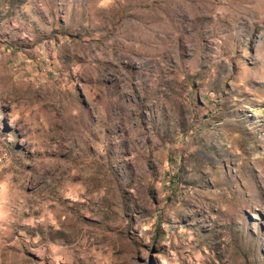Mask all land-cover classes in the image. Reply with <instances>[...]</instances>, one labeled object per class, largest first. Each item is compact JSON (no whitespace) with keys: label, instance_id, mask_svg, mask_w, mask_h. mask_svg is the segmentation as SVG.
<instances>
[{"label":"rangeland","instance_id":"1","mask_svg":"<svg viewBox=\"0 0 264 264\" xmlns=\"http://www.w3.org/2000/svg\"><path fill=\"white\" fill-rule=\"evenodd\" d=\"M0 264H264V0H0Z\"/></svg>","mask_w":264,"mask_h":264},{"label":"clouds","instance_id":"2","mask_svg":"<svg viewBox=\"0 0 264 264\" xmlns=\"http://www.w3.org/2000/svg\"><path fill=\"white\" fill-rule=\"evenodd\" d=\"M116 4V0H102V6L103 7H112ZM3 185L0 184V189H3ZM3 219V213L0 212V220Z\"/></svg>","mask_w":264,"mask_h":264}]
</instances>
